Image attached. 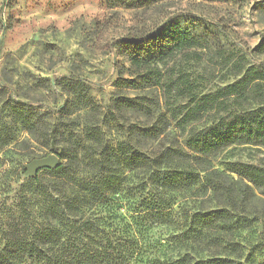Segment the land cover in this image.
<instances>
[{
  "label": "rangeland",
  "instance_id": "obj_1",
  "mask_svg": "<svg viewBox=\"0 0 264 264\" xmlns=\"http://www.w3.org/2000/svg\"><path fill=\"white\" fill-rule=\"evenodd\" d=\"M173 23L192 34L213 35L227 56L231 52L243 55L249 65L264 68V0H0V118L12 121L15 137L0 150V264H44L28 252L29 242H46L40 230L46 222L40 213L45 198L33 192L26 165L34 158L60 152L44 146L20 123L13 121L14 105L46 111L53 116V123L63 127L69 119L87 110L84 107L73 115L68 114L74 89L82 82L89 86L91 98L101 107L99 116L110 141L124 140L128 136L124 131L130 127L155 123L162 127L160 136L144 140L143 151L152 156L166 148L190 151L184 146L188 129L195 126L202 130L211 125L214 115L207 113L183 132L168 113L163 90L134 88L127 82L119 84L121 79L141 82L129 70L127 51L132 46L126 44L128 38L163 35ZM215 47L199 54L175 52V56H167L163 70L184 76L186 84L200 94L216 92L234 81L235 76L221 63ZM168 49L169 46L153 41L148 53L157 57L166 54ZM140 96L147 97L143 109L121 106L124 98ZM163 114L169 119L166 125ZM259 115L255 113L254 117ZM120 126L122 130L117 129ZM260 126L264 125L258 122L242 133L248 140L240 139L214 155L202 154L201 159H195L190 151L184 159H172V168H191L201 181L191 187L172 188L173 222L170 224L143 221L144 225L136 227L134 217L140 212L135 205L140 195L133 193V189L110 194V201L91 208L88 216L107 230L111 222L123 227L134 224L131 226L139 237L140 249L147 254L144 258H160L163 262L185 254L192 261L225 256L212 242L200 240L201 235L195 238L199 230H193L195 234L189 231L185 236L195 213L226 208L234 216H257L251 230L242 228L234 237L246 239L243 264L263 262L264 196L249 188L246 180L226 166L228 162L241 161L264 168V127ZM63 139H52V143L59 148L64 144ZM61 161L65 163L67 159ZM45 172L39 173L40 186L48 188L54 179ZM131 172H125L130 176V188L139 182L137 174ZM212 181L225 185L214 191L209 186ZM229 192H233L234 202L229 200ZM51 195L58 199L54 192ZM25 196L31 203H25ZM24 206L30 214L24 213Z\"/></svg>",
  "mask_w": 264,
  "mask_h": 264
},
{
  "label": "trees",
  "instance_id": "obj_2",
  "mask_svg": "<svg viewBox=\"0 0 264 264\" xmlns=\"http://www.w3.org/2000/svg\"><path fill=\"white\" fill-rule=\"evenodd\" d=\"M153 41L169 46L168 52L157 57L150 56L148 50ZM141 43H144L143 46H139ZM126 44L132 46L127 51L131 63L129 70L132 75L140 77L141 82L121 79L119 84L127 82L134 88L163 90L162 97L166 101L168 113L183 132H186L189 125L200 122L203 114L214 115L210 126L202 130L191 126L187 131L184 146L193 152V158L201 159L202 154L214 155L221 148L240 139L248 140V137L242 136L243 132L258 122L264 125V68L249 65L243 55L236 56L231 52L227 56L223 53L224 47L213 35L206 32L192 34L173 23L163 35L154 33L144 38L129 37ZM213 47L221 57V63L230 68L235 76L234 81L219 87L216 92L200 94L193 86L186 84L188 81L184 76L171 70H163L166 67L165 59L167 56H175V52L199 54L200 51H209ZM89 92V86L84 83L76 85L68 114L73 115L76 110L84 107L87 110L83 115L69 119L70 122L63 127L53 123V116L46 111L28 108L23 104L14 105L13 121L20 123L44 146L58 149L61 160L67 159L59 168L41 170L53 176L50 187L40 186L41 171L29 179L33 192H38L45 198L40 213L43 222H46L42 223L40 229L46 242H29V255L44 264H141L144 261L150 264H243V241L246 239L235 238L234 235L242 228L251 230L253 219L258 218L257 216H234L226 208L195 213L192 227L185 231V236L189 231L195 234L194 231L199 230L194 237L199 238L201 235L200 240L212 242L225 256L212 253L217 257L192 261L185 254L166 262L160 258H144L147 254L140 249L139 237L132 230L134 224L131 226L129 223L123 227L117 222H111L107 230L106 227H99V223L88 216L87 211L91 208L110 201V194L133 189V193L140 195L136 203L138 205H135V209L138 208L137 211L140 212L134 217L136 227L138 224L144 225L143 221L170 224L173 222L172 188L181 185L191 187L201 181L198 173L191 168H172L173 158L184 159L190 151L186 152L184 148H166L154 156L143 151L145 139H155L163 133L162 127L156 123L153 126L127 128L124 132L128 136L124 140L119 138L114 142L107 139L102 127L104 121L99 116L101 107ZM146 99L145 96L124 98L121 106H129L134 110L143 109L147 104ZM252 104L257 106L253 108ZM255 113L260 114L259 118L254 117ZM166 118L163 121L165 125L169 120ZM10 122L0 118V150L15 139ZM117 129H121V126ZM62 138L64 144L56 148L52 139ZM226 166L230 172L246 180L249 188L264 196L263 167L241 161L228 162ZM126 170L137 174L139 182L135 187L130 188L131 180L130 176L125 175ZM211 183L209 186L214 191H219L225 185L221 181ZM51 192L57 194L58 199H54ZM228 194L229 200L234 202L233 192ZM24 199L26 204L31 203L30 198L25 196ZM237 204L235 202L234 205L238 207ZM23 211L30 214L25 206ZM258 264H264V261Z\"/></svg>",
  "mask_w": 264,
  "mask_h": 264
},
{
  "label": "water",
  "instance_id": "obj_3",
  "mask_svg": "<svg viewBox=\"0 0 264 264\" xmlns=\"http://www.w3.org/2000/svg\"><path fill=\"white\" fill-rule=\"evenodd\" d=\"M62 164L57 153H50L46 157L34 158L26 165L28 177H32L45 169H56Z\"/></svg>",
  "mask_w": 264,
  "mask_h": 264
}]
</instances>
